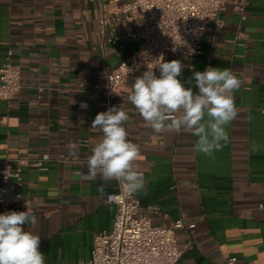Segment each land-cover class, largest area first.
<instances>
[{
    "label": "crops",
    "instance_id": "1",
    "mask_svg": "<svg viewBox=\"0 0 264 264\" xmlns=\"http://www.w3.org/2000/svg\"><path fill=\"white\" fill-rule=\"evenodd\" d=\"M99 11L96 0H0V67L10 57L21 66L23 84L15 99H0V183L6 159L22 168L24 198L8 212L28 209L38 217L45 264H89L95 235L111 229L116 212L107 196L119 183L80 175L102 136L92 121L107 111L87 90L138 43L128 21L107 28V37L118 36L108 42ZM201 46L193 61L172 54L165 61H181L179 78L194 91V80L187 83L193 69L227 68L242 81L234 93L239 114L225 126L222 150L208 156L194 151L197 137L146 127L126 100L136 77L113 100L128 111L129 139L140 149L136 166L146 181L136 193L140 213L155 225L184 219L187 227L176 229L184 248L176 264H224L230 256L264 264V0H250L246 19L229 2L204 30Z\"/></svg>",
    "mask_w": 264,
    "mask_h": 264
},
{
    "label": "built area",
    "instance_id": "2",
    "mask_svg": "<svg viewBox=\"0 0 264 264\" xmlns=\"http://www.w3.org/2000/svg\"><path fill=\"white\" fill-rule=\"evenodd\" d=\"M99 3L100 33L108 42L116 43L118 36H108L107 28L115 21L136 25L130 37L137 48L112 70L106 69L88 93L106 110L123 93L130 77H138L157 63L161 54L185 56L190 61L202 52V35L229 2L247 18L250 0H96ZM175 49V51L173 50ZM159 76V69H154ZM23 87L22 69L10 57L0 67V99H15ZM264 113V109H262ZM42 165V160L37 162ZM22 168H14L6 159L1 168L0 204L4 212L20 203L23 194ZM107 200L116 205L112 227L95 235L89 264H176L184 253L177 241L176 229L187 227L181 217L172 225H155L151 218L140 213L142 203L136 195H127L119 184L117 192ZM29 203V202H28ZM156 211L158 207L152 206ZM195 227V223L189 225ZM237 256L227 257L224 264H238ZM246 264H255L248 261Z\"/></svg>",
    "mask_w": 264,
    "mask_h": 264
},
{
    "label": "clouds",
    "instance_id": "3",
    "mask_svg": "<svg viewBox=\"0 0 264 264\" xmlns=\"http://www.w3.org/2000/svg\"><path fill=\"white\" fill-rule=\"evenodd\" d=\"M156 60L135 78L127 102L154 133L190 134L198 138L194 151L208 156L222 150L229 141L225 126L239 114L234 93L242 81L227 68L193 69L187 83L193 85L194 80V91L193 86H185L179 78L184 68L180 60L165 61L163 54ZM156 68L159 76L154 72ZM80 107L87 108V104L82 102ZM129 118L128 111L120 106L109 107L95 116L91 127L99 129L102 136L91 147L88 171L80 175L88 180L99 176L105 183L116 180L127 195H133L143 191L146 181L137 170L140 149L129 139ZM75 148L76 145H69L70 153ZM98 192L103 195V185ZM38 223V217L28 209L0 214V264H45L41 236L34 230Z\"/></svg>",
    "mask_w": 264,
    "mask_h": 264
}]
</instances>
